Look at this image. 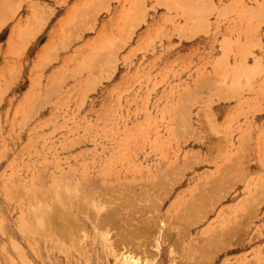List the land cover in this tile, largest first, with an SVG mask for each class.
Instances as JSON below:
<instances>
[{
  "label": "rangeland",
  "instance_id": "rangeland-1",
  "mask_svg": "<svg viewBox=\"0 0 264 264\" xmlns=\"http://www.w3.org/2000/svg\"><path fill=\"white\" fill-rule=\"evenodd\" d=\"M0 8V264H264V0Z\"/></svg>",
  "mask_w": 264,
  "mask_h": 264
},
{
  "label": "bare ground",
  "instance_id": "bare-ground-1",
  "mask_svg": "<svg viewBox=\"0 0 264 264\" xmlns=\"http://www.w3.org/2000/svg\"><path fill=\"white\" fill-rule=\"evenodd\" d=\"M5 1V0H4ZM2 8V7H1ZM0 8V9H1ZM3 9V8H2ZM4 10V9H3ZM5 11H6V9H5ZM0 13H1V10H0ZM5 14V13H4ZM2 15V14H1ZM5 17V16H4ZM12 17V16H11ZM6 18H7V15H6ZM6 18H4V19H6ZM134 192V191H133ZM111 213V212H110ZM107 217V216H106ZM72 227V226H71Z\"/></svg>",
  "mask_w": 264,
  "mask_h": 264
}]
</instances>
